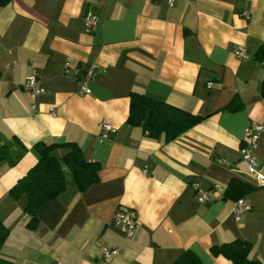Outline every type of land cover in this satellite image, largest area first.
<instances>
[{
  "label": "crops",
  "instance_id": "crops-1",
  "mask_svg": "<svg viewBox=\"0 0 264 264\" xmlns=\"http://www.w3.org/2000/svg\"><path fill=\"white\" fill-rule=\"evenodd\" d=\"M87 12L96 18L89 32ZM263 44L264 0H0V223L8 233L0 258L91 264L114 249L105 264H171L184 251L198 264H232L210 248L241 240L250 245L247 259L264 264V186L238 155L244 128L260 125L255 154L264 176L255 58ZM238 49L246 58L235 57ZM89 64V93L78 94ZM31 76L44 90L35 99L22 87ZM130 93L202 120L171 141L150 137L125 123ZM231 101L234 110L226 109ZM101 121L115 132L102 137ZM37 143L74 144L97 165V181L77 191L62 163L69 149H53L64 188L28 228L25 196L12 199L8 190L36 163ZM232 180L252 189L239 216L223 198ZM194 185L207 201L195 200ZM119 208L136 213L129 237L112 220Z\"/></svg>",
  "mask_w": 264,
  "mask_h": 264
},
{
  "label": "trees",
  "instance_id": "trees-1",
  "mask_svg": "<svg viewBox=\"0 0 264 264\" xmlns=\"http://www.w3.org/2000/svg\"><path fill=\"white\" fill-rule=\"evenodd\" d=\"M2 1L5 2V0ZM255 58L261 60L262 64L260 93L264 96V44L259 47ZM233 104L234 101H231L226 109L234 110ZM201 120L202 118L199 116H193L145 95L130 93L128 96L126 125L140 127L150 137L156 138L162 135L165 141H171ZM58 146L69 149V152L63 156L62 163L69 171L77 191L82 192L97 181V165L85 162L74 144H35L34 150L38 155L36 163L8 190V196L12 199L21 195L25 196L26 206L23 211L29 217L26 225L28 228H33L37 223L38 209L58 196L64 188V175L60 164L50 154ZM251 190L249 186L232 180L228 184L223 198L236 201ZM7 234V230L0 223V248ZM249 251L250 245L241 240H233L210 248L212 255H221L232 264H260L247 259ZM0 264L11 263L0 258ZM171 264H198V260L190 252L184 251Z\"/></svg>",
  "mask_w": 264,
  "mask_h": 264
},
{
  "label": "built area",
  "instance_id": "built-area-1",
  "mask_svg": "<svg viewBox=\"0 0 264 264\" xmlns=\"http://www.w3.org/2000/svg\"><path fill=\"white\" fill-rule=\"evenodd\" d=\"M175 0H167V5L172 6ZM241 16L245 19L247 18V13L242 12ZM96 24V18L93 14L87 12L83 17V26L85 32H89ZM237 58H246V55L242 49H238L234 52ZM68 71L67 64L63 65V73L66 74ZM95 65L89 64L86 68L83 76L78 80V94H88L89 90L86 87L88 82L94 77ZM77 71L73 72V75ZM23 89L28 93L30 99H35L37 96L43 94L44 90L40 85V82L36 77L31 76L27 78L23 85ZM212 84L207 83L206 88L210 89ZM51 116H54V112L49 111ZM99 128L102 137H106L109 134L115 132V130L105 121L99 123ZM260 125H249L244 128L242 134V144L238 149L239 158L246 164L248 173L254 178L256 184L260 187L264 186V176L261 174L260 170L257 168L256 161V148L258 139L261 133ZM223 166H227V163L223 160L218 161ZM195 200L198 203H203L208 200V192L201 191L194 185ZM234 213L236 216L247 212L250 207L243 202V200H237L233 203ZM112 220L114 224L124 228L126 235L129 237L132 235L134 228L136 226V213L133 210L126 208H119L113 214ZM117 255V250L114 249H102L98 258L95 259L91 264H105L110 258Z\"/></svg>",
  "mask_w": 264,
  "mask_h": 264
}]
</instances>
